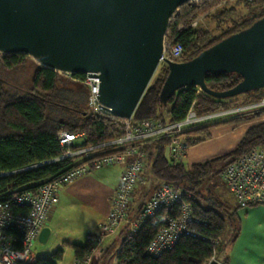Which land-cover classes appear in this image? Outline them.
<instances>
[{"label":"trees","instance_id":"16d2710c","mask_svg":"<svg viewBox=\"0 0 264 264\" xmlns=\"http://www.w3.org/2000/svg\"><path fill=\"white\" fill-rule=\"evenodd\" d=\"M220 3L226 4L228 0H207L200 6L186 3L178 8L175 16L171 17L165 43L167 46L169 43L178 42L183 46L182 56L177 61L195 57L204 49L249 27L264 16V0H237L235 4L243 6L246 14H237L236 6H230L223 7L211 16L218 20V29L221 31L219 34L213 35L209 31L190 26L200 15L209 16L208 12L216 9ZM166 55L174 60L167 52ZM26 57L27 55L23 54H2L0 62L4 68L10 69L21 65ZM167 73L168 67L163 63L161 72L152 77L142 95L132 115L133 120L179 121L185 117L192 104L197 115H204L257 101L264 96L262 88L219 99L204 93L197 86H188L175 92L166 104H160L159 92ZM62 74L37 63L31 88L21 96L6 93L0 80V170L24 168L59 156L62 154V148L57 134L62 130L84 131L88 145L99 144L124 132L122 119H111L106 114L89 112L86 107L87 89L83 85L79 93L59 87ZM240 80L241 77L235 73L208 74L205 77L207 87L215 91L227 90ZM262 116L264 110L229 118L219 123L204 124L186 131L184 137L189 145H193L210 138V128L215 125L249 121ZM165 142V139H157L145 145L143 173L156 183V187L161 181H165L186 191L190 197L183 196L180 202H176L169 209H158L153 216L143 222L134 235L128 238L125 236L127 227L122 228L118 234L120 239L116 264H207L213 257L217 259L228 230L230 241L238 234L236 209L239 206L232 210L226 202L214 200L204 185L217 171L215 166L219 161H227L224 168L251 148L264 147V120L249 125L236 147L230 152L204 162L193 163L189 167L184 163L172 164L167 159ZM69 163L70 160L67 159L51 162L1 178L0 190H17L23 186L34 188L42 181L54 179L63 173ZM222 169L218 170V174ZM134 195L135 191L129 211L130 218H135L149 199L148 197L143 202L135 203ZM183 203L189 204L191 208L192 221L188 223V228L195 235H183L171 250L163 252L158 257L147 255L146 248L165 225V218L179 217ZM15 212L26 214L28 208L15 206ZM217 239L220 241L215 244L214 241ZM110 244L102 250L103 255L108 252ZM71 246L75 257L81 258L87 253L89 243ZM62 256L63 250L58 248L48 256L37 257L33 264H57Z\"/></svg>","mask_w":264,"mask_h":264},{"label":"water","instance_id":"95a60500","mask_svg":"<svg viewBox=\"0 0 264 264\" xmlns=\"http://www.w3.org/2000/svg\"><path fill=\"white\" fill-rule=\"evenodd\" d=\"M193 1L201 0H0V53L58 72L98 73V100L120 119L132 117L162 61L160 104L188 86L219 99L264 88V16L189 60L163 57L171 17ZM225 73L241 80L224 91L207 87L206 75ZM50 233L43 227L38 241Z\"/></svg>","mask_w":264,"mask_h":264},{"label":"built area","instance_id":"2783aa9c","mask_svg":"<svg viewBox=\"0 0 264 264\" xmlns=\"http://www.w3.org/2000/svg\"><path fill=\"white\" fill-rule=\"evenodd\" d=\"M196 23L193 22L190 26L194 27ZM166 52L177 61L182 56L183 46L178 42L169 43L167 46L165 43L163 57L168 58ZM61 73L87 89L86 107L89 112L106 114L111 119L117 118L98 100V73H85L81 77L72 73ZM263 110L264 96L257 101L204 115H197L192 104L185 117L179 121L163 122L160 119L135 121L132 117L122 119L125 126L122 134L95 145L86 144L84 131L58 132L57 138L62 148V154L59 156L24 168L0 170L1 179L51 162L70 160L63 173L54 179L42 181L34 188L23 186L17 190H0V264H33L36 260L33 245L42 228L46 226L51 211L58 204L59 189L83 175L120 165L122 170L110 198L107 218L100 224L98 232L88 236L87 253L81 258L75 257L71 263L91 264L93 256L101 251L107 237L114 236L122 228L127 227L125 236L128 238L134 235L143 222L153 216L158 209H169L176 202H180L183 196L190 197L186 191L161 181L141 212L135 218L129 217L133 193L141 181L145 167L144 147L147 143L165 139L167 159L172 164L183 163L189 147L184 138L187 130ZM221 178L239 208L264 206V147L255 146L227 164L221 171ZM15 206H25L28 212L26 214L15 212ZM191 221V208L189 204L183 203L179 217L165 218V225L147 246L146 254L158 257L163 252L171 250L183 235L194 236L195 234L188 228ZM219 241L220 239H217L214 243Z\"/></svg>","mask_w":264,"mask_h":264},{"label":"rangeland","instance_id":"374dc122","mask_svg":"<svg viewBox=\"0 0 264 264\" xmlns=\"http://www.w3.org/2000/svg\"><path fill=\"white\" fill-rule=\"evenodd\" d=\"M206 1L207 0L193 1V2H189L188 4L200 6ZM230 6H236V9L238 10L237 14L244 15L247 12L243 6L235 4V1L228 0V3L226 4L220 3L216 7V9L215 8H213V10L211 9L210 12H208L210 14L209 16L206 14L200 15L196 20L193 21V22H197L193 28L209 31L213 35L219 34L221 31L218 29V20L213 19L211 16L213 14L218 13L219 10H221L223 7L229 8ZM1 56L2 53H0V58ZM163 63H164L163 61L160 63L153 77L157 76L161 72ZM36 67H37V62H35V60L29 56H27L24 59L21 65H18L10 69L4 68L0 62V80L3 85V90L11 95L16 94L21 96L24 93H26L31 88L32 78ZM58 85L61 88L76 93H79L83 89L81 84L71 81L68 77L64 76L63 74L60 77V82ZM263 120L264 117L262 116L257 118V120L254 123ZM235 143L236 140H230L228 136H224V135L218 136L207 145H202L200 147H194L190 149L189 155L187 158L184 159L183 163L185 166H188L191 161L197 160L204 162L206 160H210L222 156L228 153L230 150H232L233 149L232 147L234 146L231 147L230 145H234ZM225 162L227 161H219L216 164L215 168L217 171L208 178L204 187L205 190H208L210 192V195L214 200L220 199L221 201L226 202L232 210H235L237 206L236 201L233 195L228 190L225 182L221 178L220 175L221 173L218 174V170H221L223 168ZM97 172L98 170L83 175L82 179L81 177L80 179L77 178L73 183L68 184L67 187L64 186L66 189H62L63 187L61 188L64 193L60 194V191L58 192L60 194L59 196L60 206L62 207V211H61L62 224L65 227L67 226L69 227L72 224V225H77L80 228L77 234H73V237H78L76 238L75 241L81 244H83L84 242V239L82 237L83 230H81L82 227L84 228L87 227L89 223L93 224L94 223L93 221H95V219L98 218L99 215L104 213V211L101 212L99 207L102 210H105L107 208L106 206L105 207L102 206L103 198L105 197L107 192L106 187L103 184H101V182L99 183V180L93 178ZM155 187H156V183L152 182L146 173H143L141 181L136 187L137 190H135V195H134L135 203L143 202L148 197H150ZM100 203L102 205H99ZM245 209L246 208L236 209V220L237 222H239V232L241 233L246 229L249 230L251 227H254L255 226L254 221L260 218L258 217V215L257 218L256 216H252V215L246 218L244 215ZM59 235L61 236V234ZM228 236H229V230L227 231V234L223 242L224 243L223 245L226 246L225 249L228 247L230 243ZM62 238L65 239V237ZM64 241H66V239ZM118 242H119V237L111 242L108 252L105 255H103L104 253L102 251L104 245L103 243L101 251L97 252L93 256L91 264H116V255H117V251L119 250ZM243 242H244L242 244L243 247L248 245V242L246 240H243ZM35 243H36L35 249H39V247L41 246L47 247L48 245H50L51 241L48 244H41V243L39 244L37 241ZM106 246L104 247L106 248ZM61 248L63 250V256L62 259L57 262V264H71L74 259L73 249L67 243H63V246ZM109 254L110 256H108Z\"/></svg>","mask_w":264,"mask_h":264},{"label":"crops","instance_id":"0c3cea01","mask_svg":"<svg viewBox=\"0 0 264 264\" xmlns=\"http://www.w3.org/2000/svg\"><path fill=\"white\" fill-rule=\"evenodd\" d=\"M226 119L218 120L211 123H219ZM256 120L257 119L242 121L237 123H222V124L220 123L218 125L211 127L210 138L201 141L199 143L189 145L185 158L188 157L190 149L194 147H200L202 145H207L213 139L222 135L228 136L230 140H236V143L234 145H230L231 147L234 146L232 147L234 149L237 143L239 142V140L241 139V137L243 136L247 127L253 124ZM197 162H202V161H197V160L191 161L187 167ZM121 170H122V166L115 165L112 167L102 168L98 170V172L94 175L93 178L99 180V183L101 182V184H103L106 187L107 192L105 197L103 198V203H102L103 205L101 203L99 205H102L103 207L106 206L107 208L105 210H102L99 207L101 212L104 211V213L99 215V217L96 218L95 221H93L94 222L93 224L89 223L87 227L85 228L82 227L81 229L83 230L82 237L84 239L83 244L75 241L76 238L78 237H73V234H77L80 230V228L77 225L71 224V226L65 227L62 224V217H61L62 207L60 206L59 196L61 193H64L62 189H66L65 187H67V185H65V187L63 186V188L61 187L62 189L60 188L61 189L59 190L60 194L58 193V198H59L58 204L51 211L48 221L46 223V226L50 228L51 233L47 241L41 244H48L50 243V241L51 243L47 247L41 246L39 247V249H35L36 243H34L33 254L35 258L50 255L56 249L61 248L63 246V243H67L69 246H71L72 244L85 245L88 242V236L90 234L98 232L100 224H102L106 220L108 212L110 210V198L114 193ZM244 211H245L244 215L246 218L250 217L251 215L256 216V218L258 215V217L260 218L254 221L255 226L251 227L249 230L246 229L245 231H242V233L238 231V234L235 236L234 239L230 241L226 249H225L226 246L224 245L222 246L221 251L217 255V260L220 262V264H264V206H259V205L251 206L249 208H246ZM238 226H239V222H238ZM119 233L120 232H118L114 236L107 237L105 239L103 249L105 248L104 246L109 245L114 239L118 237L120 239V236L118 235ZM59 234H61V236ZM62 237H65L66 241H64L65 239H63ZM243 240H246L248 242L247 246L244 247L242 246V244L244 243ZM36 241L40 244L38 239Z\"/></svg>","mask_w":264,"mask_h":264}]
</instances>
